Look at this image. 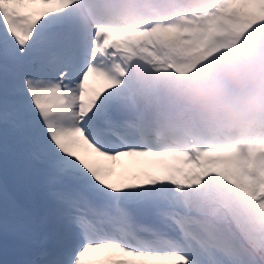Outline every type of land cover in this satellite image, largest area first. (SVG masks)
<instances>
[{
  "label": "snow or ice",
  "instance_id": "1",
  "mask_svg": "<svg viewBox=\"0 0 264 264\" xmlns=\"http://www.w3.org/2000/svg\"><path fill=\"white\" fill-rule=\"evenodd\" d=\"M0 264H264V0H0Z\"/></svg>",
  "mask_w": 264,
  "mask_h": 264
},
{
  "label": "bare ground",
  "instance_id": "2",
  "mask_svg": "<svg viewBox=\"0 0 264 264\" xmlns=\"http://www.w3.org/2000/svg\"><path fill=\"white\" fill-rule=\"evenodd\" d=\"M145 159V158H144ZM155 166H159V165H157V164H155V163H153V165L152 166H143V167H140V168H136V169H128V171H133V170H135V171H138V172H148V173H150V174H152V175H157V176H159V175H162V170H158V169H154L153 167H155ZM123 169L120 167V164H117L116 165V173H117V175H119V173L122 171Z\"/></svg>",
  "mask_w": 264,
  "mask_h": 264
}]
</instances>
